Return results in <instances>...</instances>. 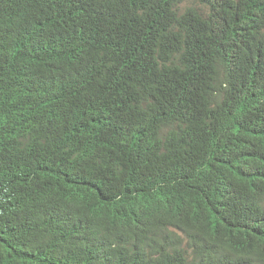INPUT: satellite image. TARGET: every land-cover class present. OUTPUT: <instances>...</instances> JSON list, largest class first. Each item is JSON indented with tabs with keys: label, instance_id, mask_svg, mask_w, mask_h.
<instances>
[{
	"label": "trees",
	"instance_id": "1",
	"mask_svg": "<svg viewBox=\"0 0 264 264\" xmlns=\"http://www.w3.org/2000/svg\"><path fill=\"white\" fill-rule=\"evenodd\" d=\"M0 0V264H264V0Z\"/></svg>",
	"mask_w": 264,
	"mask_h": 264
},
{
	"label": "rangeland",
	"instance_id": "2",
	"mask_svg": "<svg viewBox=\"0 0 264 264\" xmlns=\"http://www.w3.org/2000/svg\"><path fill=\"white\" fill-rule=\"evenodd\" d=\"M196 5H198L196 0H185V2L181 6L188 7V6H196Z\"/></svg>",
	"mask_w": 264,
	"mask_h": 264
}]
</instances>
